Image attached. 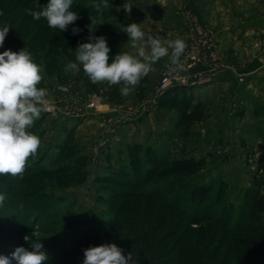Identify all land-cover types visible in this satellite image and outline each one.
Wrapping results in <instances>:
<instances>
[{
  "label": "rangeland",
  "instance_id": "obj_1",
  "mask_svg": "<svg viewBox=\"0 0 264 264\" xmlns=\"http://www.w3.org/2000/svg\"><path fill=\"white\" fill-rule=\"evenodd\" d=\"M47 3L0 0V26H10L0 52L29 50L49 93L30 129L41 139L37 156L22 178L0 176V255L31 250L39 239L49 264H82L85 249L110 243L125 256L149 248L163 258L178 243L186 256L206 249L205 227L220 223L216 259L229 242L226 264L259 263L264 0H109V8L73 0L80 18L63 32L25 11ZM123 4H132L130 13ZM133 22L147 35L183 39L180 65L162 58L126 97L121 85L93 84L82 66L65 71L78 45L94 42L90 34L106 38L110 57L135 55L121 30ZM73 27L81 31L74 35Z\"/></svg>",
  "mask_w": 264,
  "mask_h": 264
},
{
  "label": "clouds",
  "instance_id": "obj_2",
  "mask_svg": "<svg viewBox=\"0 0 264 264\" xmlns=\"http://www.w3.org/2000/svg\"><path fill=\"white\" fill-rule=\"evenodd\" d=\"M73 0H48L40 10L26 9L34 20L43 18L50 29L67 31L70 25L80 18L71 10ZM97 9L100 4L94 5ZM103 7L112 5L103 0ZM125 12L130 13L132 4H123ZM120 10V9H118ZM91 25L95 21L90 17ZM91 25L90 33L93 32ZM10 26H0V47H3ZM131 41L136 54L119 53L110 57L111 49L103 36H89L94 42L80 43L75 50L76 62L65 66V71H79L93 84L107 83L121 85L122 97L128 96L140 81L152 71V65L164 57L170 58V64L180 65L187 43L181 39H163L160 36L147 35L140 23H130L121 28ZM81 29L73 27L72 33ZM111 60V62H109ZM43 81V66L37 63L32 53L25 47L21 50L0 52V176L9 175L22 178L30 159L35 158L41 147V139L30 131L36 121L46 111L48 90L40 87ZM5 195L0 194V206L4 205ZM33 235V234H32ZM25 242L31 237L25 235ZM82 264H136L133 254L127 256L115 243L90 246L84 250ZM49 255L39 239L31 243V250L17 247L10 256L0 255V264H49Z\"/></svg>",
  "mask_w": 264,
  "mask_h": 264
},
{
  "label": "trees",
  "instance_id": "obj_3",
  "mask_svg": "<svg viewBox=\"0 0 264 264\" xmlns=\"http://www.w3.org/2000/svg\"><path fill=\"white\" fill-rule=\"evenodd\" d=\"M166 209L170 210V211L171 210L175 211L174 208L166 207ZM176 212H178V211H176ZM179 213H180V218L185 220L186 223H188V222L190 223L192 221V220L186 219L183 212H179ZM161 218L163 219L162 215H161ZM197 221L198 220H194V222H197ZM222 225L223 224L218 223V224L212 226L210 229H206L207 227H205V231L207 233L211 232L210 234L204 235L205 238H203V242L205 243V245H203V246H205L206 249H199V250L194 249V253L187 252L186 256H183L185 254L183 252L184 247L179 246L178 243H176V245H173V247L176 246V249H175L176 253L173 256L169 255L168 257H164V258L159 257V254L153 255L149 251L150 250L149 248H147L143 253H138V251H136L135 249H130L128 254L130 252H132L133 259L136 261V264H226V261H227L226 260V258H227L226 254L230 253V251H231L230 243L227 242V246L225 247L224 252H222V255H220V257L218 259H216L218 251H214L215 247L212 246V241L215 238L214 233H215V231L218 232V229ZM167 235L168 234L166 233L165 239L167 238L166 237ZM226 240H227V237H226V233H225L222 236H220L217 241H219L220 242L219 244H221L223 247V244L225 243ZM175 242H177V241H175ZM261 245H264V239H262ZM169 250H165V253L169 252ZM171 251L173 252V249ZM242 254H244V253H242ZM245 255L247 257H249L247 252L245 253ZM259 257H260V260H259V263H257V264H264V255H262V257L259 255ZM59 260H60V258H58V261Z\"/></svg>",
  "mask_w": 264,
  "mask_h": 264
},
{
  "label": "built area",
  "instance_id": "obj_4",
  "mask_svg": "<svg viewBox=\"0 0 264 264\" xmlns=\"http://www.w3.org/2000/svg\"><path fill=\"white\" fill-rule=\"evenodd\" d=\"M160 87L161 89H164L166 87V83L165 82L161 83Z\"/></svg>",
  "mask_w": 264,
  "mask_h": 264
}]
</instances>
